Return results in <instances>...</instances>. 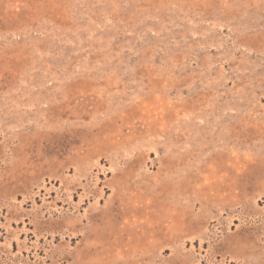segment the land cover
<instances>
[{
	"label": "rangeland",
	"instance_id": "1",
	"mask_svg": "<svg viewBox=\"0 0 264 264\" xmlns=\"http://www.w3.org/2000/svg\"><path fill=\"white\" fill-rule=\"evenodd\" d=\"M0 264H264V0H0Z\"/></svg>",
	"mask_w": 264,
	"mask_h": 264
}]
</instances>
